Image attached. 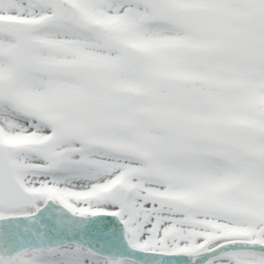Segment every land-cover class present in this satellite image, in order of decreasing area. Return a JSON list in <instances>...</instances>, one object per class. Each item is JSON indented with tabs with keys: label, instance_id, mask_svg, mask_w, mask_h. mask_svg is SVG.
Returning a JSON list of instances; mask_svg holds the SVG:
<instances>
[{
	"label": "snow or ice",
	"instance_id": "obj_1",
	"mask_svg": "<svg viewBox=\"0 0 264 264\" xmlns=\"http://www.w3.org/2000/svg\"><path fill=\"white\" fill-rule=\"evenodd\" d=\"M0 264H264V0H0Z\"/></svg>",
	"mask_w": 264,
	"mask_h": 264
}]
</instances>
